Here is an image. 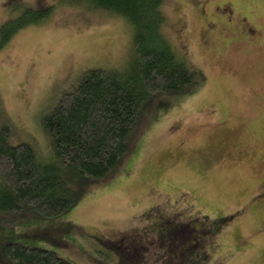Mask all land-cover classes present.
Wrapping results in <instances>:
<instances>
[{"label": "rangeland", "instance_id": "374dc122", "mask_svg": "<svg viewBox=\"0 0 264 264\" xmlns=\"http://www.w3.org/2000/svg\"><path fill=\"white\" fill-rule=\"evenodd\" d=\"M47 7L48 16L0 41V126L10 145L29 143L41 161L51 154L43 116L89 69L123 68L131 40L124 17L73 0H0V32L25 9ZM161 8L165 35L205 72V85L156 98L121 170L76 206L0 222V264H15L10 242L72 264H264V0H164ZM173 212L191 225L218 224L210 253L182 232L157 246L154 225L172 224ZM122 243L138 245V255Z\"/></svg>", "mask_w": 264, "mask_h": 264}, {"label": "trees", "instance_id": "16d2710c", "mask_svg": "<svg viewBox=\"0 0 264 264\" xmlns=\"http://www.w3.org/2000/svg\"><path fill=\"white\" fill-rule=\"evenodd\" d=\"M73 1L126 19L131 26L126 64L89 69L43 116L51 141L45 161L29 143L10 145L8 128L0 126V222L54 218L76 206L91 186L121 170L156 98L189 95L206 83L205 72L165 35L164 0ZM51 9H25L3 25L1 43ZM5 250L15 264H72L55 251L21 242H10Z\"/></svg>", "mask_w": 264, "mask_h": 264}, {"label": "flooded vegetation", "instance_id": "af4514ba", "mask_svg": "<svg viewBox=\"0 0 264 264\" xmlns=\"http://www.w3.org/2000/svg\"><path fill=\"white\" fill-rule=\"evenodd\" d=\"M247 27H248L249 33L252 34L253 29H251L250 26H248V25H247ZM166 215H167V211H162L159 214L160 217H165ZM170 215L172 216V220H173V223L171 222L172 224H166V223H161V222L159 223L158 222V223H156V225H154V227L156 229V239L155 238L154 239L157 242V246L158 245L161 246L162 242H165V241L172 239L176 233L182 232L181 234L183 235V237L187 238L188 240H191L193 242V246L195 248L202 249L205 252L209 251V249L206 247V242L208 240H210L211 231L212 230L214 231L215 228L218 226V224L215 225V227L206 226L204 223L202 225H200V224L191 225L190 224L191 222L188 223V222L180 221L178 219L179 215L177 213L173 212ZM221 219L223 220L224 218L222 217ZM166 221H168V220H166ZM118 242H124L123 238L118 239ZM122 245L124 246L123 248H124L125 252H127L128 254L131 253L129 256L138 255V254H135L136 249L139 248L138 245L133 244L131 246L128 244L125 245V243H122ZM130 246L133 248H130ZM126 247L130 248V249L127 248L129 251L126 250ZM145 250H146V248H145ZM209 253H210V251H209ZM119 262H118V264H119Z\"/></svg>", "mask_w": 264, "mask_h": 264}]
</instances>
